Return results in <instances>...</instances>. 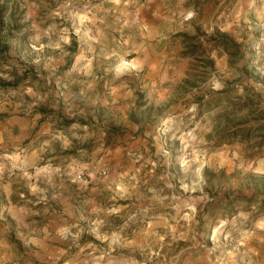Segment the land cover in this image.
I'll return each instance as SVG.
<instances>
[{
	"label": "rangeland",
	"instance_id": "1",
	"mask_svg": "<svg viewBox=\"0 0 264 264\" xmlns=\"http://www.w3.org/2000/svg\"><path fill=\"white\" fill-rule=\"evenodd\" d=\"M263 211L264 0H0V264L224 260Z\"/></svg>",
	"mask_w": 264,
	"mask_h": 264
},
{
	"label": "crops",
	"instance_id": "2",
	"mask_svg": "<svg viewBox=\"0 0 264 264\" xmlns=\"http://www.w3.org/2000/svg\"><path fill=\"white\" fill-rule=\"evenodd\" d=\"M226 220H222L224 224L219 227L216 225L214 229L216 235L220 232L235 235L233 249L226 258L221 260L223 252L218 248L216 251L205 250L203 255L194 260L188 259L184 264H264V211L258 216H254V212H238ZM170 229L173 230L172 226ZM137 245L133 241H126L123 249L126 254H130V251L141 248ZM117 262L109 264H122V261Z\"/></svg>",
	"mask_w": 264,
	"mask_h": 264
},
{
	"label": "built area",
	"instance_id": "3",
	"mask_svg": "<svg viewBox=\"0 0 264 264\" xmlns=\"http://www.w3.org/2000/svg\"><path fill=\"white\" fill-rule=\"evenodd\" d=\"M79 178H82V175L81 174H79Z\"/></svg>",
	"mask_w": 264,
	"mask_h": 264
}]
</instances>
